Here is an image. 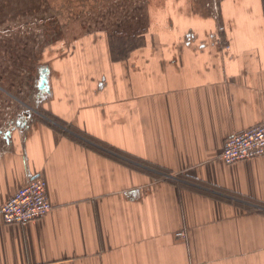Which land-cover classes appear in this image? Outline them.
<instances>
[{"label": "crops", "instance_id": "0c3cea01", "mask_svg": "<svg viewBox=\"0 0 264 264\" xmlns=\"http://www.w3.org/2000/svg\"><path fill=\"white\" fill-rule=\"evenodd\" d=\"M153 2L149 29L48 63L41 115L0 129V210L36 177L53 205L0 215V264H264V158L221 159L264 125L260 0Z\"/></svg>", "mask_w": 264, "mask_h": 264}, {"label": "rangeland", "instance_id": "374dc122", "mask_svg": "<svg viewBox=\"0 0 264 264\" xmlns=\"http://www.w3.org/2000/svg\"><path fill=\"white\" fill-rule=\"evenodd\" d=\"M135 1L138 6L133 8ZM153 1L0 0V129L9 128L15 111L41 115L37 99L41 68L71 52L86 34L109 32L106 40L120 45L125 35L136 34L134 30L149 29L160 13L158 7L154 11ZM260 3L264 15V0ZM137 13L142 17L136 28L128 20ZM123 14L131 17L120 18Z\"/></svg>", "mask_w": 264, "mask_h": 264}, {"label": "built area", "instance_id": "2783aa9c", "mask_svg": "<svg viewBox=\"0 0 264 264\" xmlns=\"http://www.w3.org/2000/svg\"><path fill=\"white\" fill-rule=\"evenodd\" d=\"M223 28L225 27L219 28L221 32H224ZM260 158H264V125L226 140L221 155L222 161L228 166ZM165 178L171 179L169 176ZM52 209L53 205L48 197V184L43 178L36 177L6 201L0 215L8 225L25 227L46 217Z\"/></svg>", "mask_w": 264, "mask_h": 264}, {"label": "water", "instance_id": "95a60500", "mask_svg": "<svg viewBox=\"0 0 264 264\" xmlns=\"http://www.w3.org/2000/svg\"><path fill=\"white\" fill-rule=\"evenodd\" d=\"M47 85H48V70L47 68L43 67L41 69V84H40L41 89L47 87ZM24 115L27 118L29 117L28 115H30V113H25ZM11 135H12L11 132H9L7 136H11Z\"/></svg>", "mask_w": 264, "mask_h": 264}, {"label": "flooded vegetation", "instance_id": "af4514ba", "mask_svg": "<svg viewBox=\"0 0 264 264\" xmlns=\"http://www.w3.org/2000/svg\"><path fill=\"white\" fill-rule=\"evenodd\" d=\"M40 84H41V75H40L39 83L37 84V86L39 87Z\"/></svg>", "mask_w": 264, "mask_h": 264}]
</instances>
